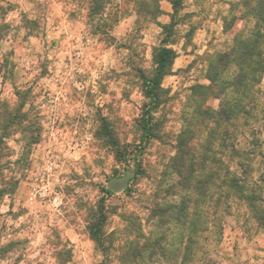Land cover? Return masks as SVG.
Segmentation results:
<instances>
[{
    "label": "rangeland",
    "instance_id": "rangeland-1",
    "mask_svg": "<svg viewBox=\"0 0 264 264\" xmlns=\"http://www.w3.org/2000/svg\"><path fill=\"white\" fill-rule=\"evenodd\" d=\"M257 1L181 0L166 42L179 58L162 80L167 94L153 112L156 135L136 157L137 173L133 148L147 101L140 73L155 66L154 52L166 36L160 23L147 12L136 14L135 0H108L95 11L89 0H0V111L17 115L0 131V186L15 182L0 199V264H141L122 259L136 234L144 236L139 242L163 236L166 252L178 254L180 264L182 233L162 211L175 212L180 195L195 194V180L208 173L206 191L215 199L213 170L222 145L255 150L246 159L248 176L261 186L264 208V69L247 89L233 83L244 46L264 50ZM101 13L109 19L98 22ZM124 20L127 31H114ZM242 92L245 112L218 120L222 105ZM184 143L194 155L192 173L179 166ZM227 150L223 158L241 173L239 157ZM203 156L211 166L205 170ZM127 172L133 176L124 189L108 188L110 178ZM101 203L104 251L89 231ZM218 214L210 210L206 223L194 217L206 228L194 235L196 258L264 264V227L252 210L235 201L222 224Z\"/></svg>",
    "mask_w": 264,
    "mask_h": 264
},
{
    "label": "trees",
    "instance_id": "trees-1",
    "mask_svg": "<svg viewBox=\"0 0 264 264\" xmlns=\"http://www.w3.org/2000/svg\"><path fill=\"white\" fill-rule=\"evenodd\" d=\"M160 0H153V5H147L141 0H135L134 4L136 6L137 13L147 12L150 17L156 19L160 14V6L158 2ZM173 7V13L171 15L170 22L167 24H161V29L166 32V36L161 40V44L156 48L154 52V63L155 66L153 70L144 74L140 73V78L142 80V89L145 98L147 101L145 102L141 117H140V138L139 144L133 148V155L136 159L135 168L137 173H141L140 170V161L137 160V156L143 151L145 145L150 142L151 138H154L156 135L157 121L153 119V112H155L163 102V97L167 94V90L162 86V80L164 76L171 73V67L176 57V52L173 48L166 45L168 37L171 33L172 25L175 23L173 20L174 14L181 6V0H170ZM259 5V16L257 18L256 24L259 23L264 24V0H258ZM91 4L90 10H101L104 8L105 4L108 3V0H89ZM146 7V9H145ZM1 9V8H0ZM108 15V14H107ZM101 13L97 18L98 22H102L103 20H107L108 16ZM105 24V23H103ZM260 25V24H259ZM1 31V30H0ZM4 35V34H3ZM2 35V37H3ZM1 32H0V40H1ZM264 37V33H263ZM246 54L244 53L241 58L238 57L240 62L239 70L236 74L235 80H233L234 86L247 89L248 82H255V74L259 71H262L264 65V50H253L251 46L249 50H247V46H244ZM138 71H140L138 69ZM251 74L250 77H247L248 74ZM244 78V79H242ZM243 80H246L243 81ZM251 88V86L249 87ZM253 88V87H252ZM244 92L238 98L228 99L227 102L222 105L221 109L217 111L218 120L222 121H230L231 119L236 118L237 114L242 111L245 112V105L240 102L241 97H243ZM252 98V97H251ZM255 100H250L251 105H255ZM1 105V103H0ZM2 106V105H1ZM17 115H9L7 108H2L0 111V131L1 133H5L6 126L8 122H14ZM3 135L0 136V158L3 154H1V150L4 146H2ZM231 149L233 156L239 157L236 164L241 170V173H237L234 170H231L230 164L226 161L223 156L226 155L225 152L227 148ZM179 166L184 168L188 173L193 172V157L192 152L186 149V144H182V148L179 149ZM229 152V156L230 153ZM255 152L252 148L251 150H240L237 149L234 145H222L221 148L218 149L219 156L215 159V168L214 175L218 180L217 185V194L215 199L211 198V194L207 193L206 186L210 179V173L207 174L206 178H201L199 180H195L193 184V190L195 194L191 193H183L180 195V200L176 203L178 205L177 210L174 212H168L170 209H163L162 213L166 212V216L171 217L173 220L177 222V225L180 229L179 235H181V239L179 240V244H177V249L179 246H182L183 255L181 257L180 264H215V261L211 258L203 257L196 258L195 256V247L196 240L194 239V235L197 230L201 228V226H197L194 221L195 216H202L203 223H206L207 215L210 210L215 211L218 214L219 224H222V217L224 214H227L230 210V207L233 202L240 201L245 204L246 208L252 210L254 213V218L259 222L261 226L264 227V208L261 206L262 202V188L260 185L252 184L253 182H249V170L250 166L246 159ZM191 155V161L190 157ZM260 155L263 157V153ZM182 156V157H181ZM183 157L185 159H183ZM243 158V159H242ZM264 158V157H263ZM2 164L0 162V168ZM199 167L202 170L208 169L211 166L209 165L206 157H201V161L199 163ZM209 171H211L209 169ZM1 172V170H0ZM191 174L185 177V181L188 182L191 179ZM189 179V180H188ZM186 189L188 187H183ZM15 189V182L13 184H9V186H0V199L4 194H11ZM106 193H111L109 189L104 190ZM212 199V204H207ZM201 205L199 209H196L198 205ZM213 208H209L210 206ZM103 203L100 204V210L98 215L94 214L90 221L89 231L90 236L94 240V242L102 248L104 251L108 246L105 244L107 236H105L104 225L107 222L106 215L103 210ZM172 213V214H171ZM206 228L203 226L201 231H205ZM144 238L139 234H136L133 238L126 241V249L123 250V261L127 262H136L141 264H164L167 259L169 263L167 264H176L178 259V254L171 253V251L166 252L163 242V236L158 237L157 240H150L149 238H145L143 242H139L138 239ZM172 244L173 243H169ZM182 244V245H180ZM159 256H156V254ZM167 253V256H163V254ZM159 257L165 258L164 263L160 262ZM162 260V259H161Z\"/></svg>",
    "mask_w": 264,
    "mask_h": 264
},
{
    "label": "crops",
    "instance_id": "crops-1",
    "mask_svg": "<svg viewBox=\"0 0 264 264\" xmlns=\"http://www.w3.org/2000/svg\"><path fill=\"white\" fill-rule=\"evenodd\" d=\"M159 3H160V10H161V12H160V14L157 16V18H156V21H158L159 23H160V25L161 24H167V23H169L170 22V19H171V15H172V13H173V7H172V3L170 2V0H160L159 1ZM126 20V19H125ZM122 21V22H120L118 25H116V28H115V30L114 31H116L117 33L119 32V28L122 26L123 28H122V31H124L125 32V30L127 31V27H128V25H129V22H126V21ZM125 24L127 25V26H125ZM120 31H121V29H120ZM121 31V32H122ZM177 58H179L178 57V55H176V57H175V59H174V61H173V64L175 63V60L177 59ZM173 64H172V66H173ZM251 261L253 262V261H256L257 263H262L263 261H262V259H254V258H251Z\"/></svg>",
    "mask_w": 264,
    "mask_h": 264
},
{
    "label": "water",
    "instance_id": "water-1",
    "mask_svg": "<svg viewBox=\"0 0 264 264\" xmlns=\"http://www.w3.org/2000/svg\"><path fill=\"white\" fill-rule=\"evenodd\" d=\"M133 176L131 172H127L123 176L112 177L108 180L107 186L110 190L117 192L127 186L129 179Z\"/></svg>",
    "mask_w": 264,
    "mask_h": 264
}]
</instances>
